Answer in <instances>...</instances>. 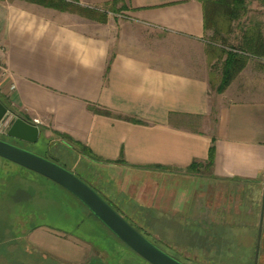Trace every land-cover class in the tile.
Instances as JSON below:
<instances>
[{"label":"crops","instance_id":"obj_1","mask_svg":"<svg viewBox=\"0 0 264 264\" xmlns=\"http://www.w3.org/2000/svg\"><path fill=\"white\" fill-rule=\"evenodd\" d=\"M53 1L86 12L0 0L10 114L81 144L118 181L205 166L212 147L213 179L264 187V73L246 65L211 96L202 0Z\"/></svg>","mask_w":264,"mask_h":264},{"label":"rangeland","instance_id":"obj_2","mask_svg":"<svg viewBox=\"0 0 264 264\" xmlns=\"http://www.w3.org/2000/svg\"><path fill=\"white\" fill-rule=\"evenodd\" d=\"M246 1L247 14L239 21L228 25L222 17L216 19L220 41L211 42L213 31L206 30L212 97L218 94L223 52L238 47L241 28L257 22L264 32V7L258 0ZM246 65L264 73V60L250 58ZM47 130L34 144L4 135L0 140L74 172L126 222L148 235L149 242L181 264H253L261 183L246 188L215 180L207 169L156 177L124 170L118 181L113 171ZM0 264L149 263L66 190L0 158ZM257 264H264V213Z\"/></svg>","mask_w":264,"mask_h":264},{"label":"water","instance_id":"obj_3","mask_svg":"<svg viewBox=\"0 0 264 264\" xmlns=\"http://www.w3.org/2000/svg\"><path fill=\"white\" fill-rule=\"evenodd\" d=\"M5 133L15 140L34 144L39 137V129L26 120L14 116L0 103V133ZM0 158L12 162L22 168L34 172L57 184L96 217L113 235L130 250L149 264H181L174 260L126 222L99 195L82 182L74 173L57 165L53 161L40 158L30 152L7 144L0 140ZM262 206L257 228L256 246L253 264H257L261 229L264 213V187Z\"/></svg>","mask_w":264,"mask_h":264},{"label":"trees","instance_id":"obj_4","mask_svg":"<svg viewBox=\"0 0 264 264\" xmlns=\"http://www.w3.org/2000/svg\"><path fill=\"white\" fill-rule=\"evenodd\" d=\"M27 1L38 3L45 7H53L54 4L59 3L63 10L77 11L80 14H84L86 12L84 9H81L80 7H75L64 1H58V2H54L53 0H27ZM258 1L261 3L262 6H264V0H258ZM201 3L203 5V10H204L205 30L212 29L213 31L211 42L221 40V39L218 40L219 31L216 28L217 18L222 17V19L225 22H227L229 25L232 22L239 21L247 14L246 0H219V1L202 0ZM240 32L241 35H240V41L238 47L234 50L231 49V51L223 52L225 58L222 62L219 85L216 88V92L218 94L224 92V90L230 85V83L234 80V78L243 70V68H245L250 58H254L256 60H264V32L262 29V25L260 23L254 22L247 26L242 27ZM210 46H208V49L211 50ZM89 109L95 113H99L107 116L110 115L108 112L101 111L97 108L89 107ZM61 137H63V139H66L67 144H69L71 147H75L78 153L87 157L91 161L97 162V159L93 157V155L88 151L87 148H85L84 146H82L77 142H74L69 137L66 136H61ZM213 160H214V151L213 148L211 147L208 150V158L206 165L202 166L193 163L188 168V170L190 172H196L198 171L199 168L210 169L213 165ZM132 227L137 232L140 231L141 233H143V231L139 227L137 226L135 227L132 226ZM196 232H198L200 237L203 236L202 233L199 232V230ZM143 234H142L143 237H148V235H146L145 233Z\"/></svg>","mask_w":264,"mask_h":264},{"label":"flooded vegetation","instance_id":"obj_5","mask_svg":"<svg viewBox=\"0 0 264 264\" xmlns=\"http://www.w3.org/2000/svg\"><path fill=\"white\" fill-rule=\"evenodd\" d=\"M28 122V121H27ZM30 123V122H29ZM32 124V123H31ZM0 135H4V136H7L5 133H0ZM8 137V136H7ZM9 138H11V137H9ZM13 139V138H12ZM18 141V140H17ZM21 142V141H20Z\"/></svg>","mask_w":264,"mask_h":264},{"label":"built area","instance_id":"obj_6","mask_svg":"<svg viewBox=\"0 0 264 264\" xmlns=\"http://www.w3.org/2000/svg\"><path fill=\"white\" fill-rule=\"evenodd\" d=\"M2 72L1 66H0V73ZM33 123L37 124V120H34Z\"/></svg>","mask_w":264,"mask_h":264}]
</instances>
